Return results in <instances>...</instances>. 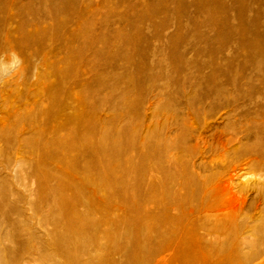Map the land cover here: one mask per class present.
Listing matches in <instances>:
<instances>
[{
    "label": "rangeland",
    "instance_id": "rangeland-1",
    "mask_svg": "<svg viewBox=\"0 0 264 264\" xmlns=\"http://www.w3.org/2000/svg\"><path fill=\"white\" fill-rule=\"evenodd\" d=\"M234 81L264 85V0H0V264H138L137 141Z\"/></svg>",
    "mask_w": 264,
    "mask_h": 264
},
{
    "label": "bare ground",
    "instance_id": "bare-ground-1",
    "mask_svg": "<svg viewBox=\"0 0 264 264\" xmlns=\"http://www.w3.org/2000/svg\"><path fill=\"white\" fill-rule=\"evenodd\" d=\"M200 92L187 100L182 113L155 110V131L146 143H136L135 260L264 264V85L234 81L229 88ZM206 108L221 114L211 115ZM215 118L224 125L207 139L202 134ZM172 123L182 129L171 138ZM242 177L241 186L233 187V180ZM98 191L95 186L93 192ZM250 194L257 227L249 225Z\"/></svg>",
    "mask_w": 264,
    "mask_h": 264
}]
</instances>
